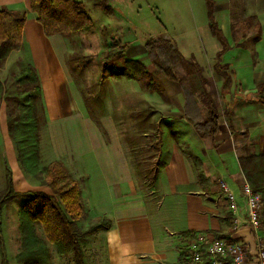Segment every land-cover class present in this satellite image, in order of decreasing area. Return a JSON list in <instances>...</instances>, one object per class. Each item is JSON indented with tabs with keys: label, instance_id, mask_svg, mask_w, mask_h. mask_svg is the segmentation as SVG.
<instances>
[{
	"label": "crops",
	"instance_id": "0c3cea01",
	"mask_svg": "<svg viewBox=\"0 0 264 264\" xmlns=\"http://www.w3.org/2000/svg\"><path fill=\"white\" fill-rule=\"evenodd\" d=\"M75 1L86 6L90 0ZM105 1L112 12H102L112 17L109 22L116 19L117 26L110 39L128 44L124 52H128V58L124 60H138V54L144 52L146 39L133 44L130 30L124 27L125 20L115 16L111 6L122 0ZM95 3L91 4L92 9H98L93 7ZM219 3L221 20L216 17V6L214 16L230 44L221 63L227 64L232 74L230 93L224 99L230 104L231 126L223 117L216 136L199 138L184 117L185 100L179 87L161 76L159 85L163 94L152 95V100L157 103L172 101L173 105L172 108L167 106L161 114L163 122L159 129L155 174L149 183L143 180L141 185L133 175L113 117L103 115L95 121L85 110L77 88L73 87L75 84L66 67L65 37L44 34L29 9V0H0V8L25 12L22 41L17 47H23L38 76L46 142L51 153L55 160L66 161L62 165L78 181L86 215L90 218L104 216L109 220L107 226L79 240L84 264H190L186 240L195 232H208L220 239L233 233L249 250L241 264H257L254 257L256 236L264 242V225L261 220L260 228L254 232L245 223L240 191L245 180L238 159L250 154H264V105L259 102L260 97L264 98V91L258 93L256 90L264 80V67L257 61L243 60L251 50L255 60L264 63V0H245L244 6L241 5L243 9L239 13L244 11L242 17L254 16L261 28L259 39L244 46L237 44L240 40L234 38L238 36L236 32L234 36L231 34L230 25L239 21L238 17H232L231 0H220ZM205 19L208 28L206 8ZM109 22L103 26H109ZM200 32L198 37L196 32L184 28V33L174 32L169 37L185 57L194 56L202 67L200 56L211 51L215 55L220 46L218 43L217 48L210 51L215 41L209 28L207 31L203 25ZM215 81L219 89L221 81L219 78ZM207 89L216 101L208 79ZM145 100L149 99L146 97ZM3 108H0V131L4 136V155L11 168L12 185L16 187L21 171L7 135ZM140 134L145 136L146 132ZM197 170L202 179H198ZM219 180L227 184L235 198L239 220L235 232H232L233 215L218 188ZM41 191L50 192L45 186ZM57 256L59 264L63 259L68 260L67 256Z\"/></svg>",
	"mask_w": 264,
	"mask_h": 264
},
{
	"label": "trees",
	"instance_id": "16d2710c",
	"mask_svg": "<svg viewBox=\"0 0 264 264\" xmlns=\"http://www.w3.org/2000/svg\"><path fill=\"white\" fill-rule=\"evenodd\" d=\"M207 24L211 35L218 41L220 49L215 54L213 71L220 79V96L223 99L222 111L207 89V79L202 67L194 56L185 57L178 49L175 41L169 36L150 37L144 41L143 48L149 64L167 80L179 87L184 100V117L201 139L216 136L220 129L221 117L228 126L231 123L230 104L225 96L230 93L232 74L227 64L221 63V58L230 49L228 40L224 37L214 16L213 0H204ZM93 7L111 14L112 8L102 2ZM29 9L35 14L46 36L60 35L67 37L72 34H85L93 29L84 4L75 0H29ZM25 12L0 8V63L22 41L25 23ZM231 34L239 46L258 40L261 28L254 16H245L230 25ZM114 47L105 56V61L124 54L128 44L118 43L111 39ZM111 43V45H112ZM108 73L116 79L125 78L138 81L145 74V66L141 61L127 59L120 66L110 67ZM22 86L19 96L13 97L17 107V115L7 120V135L13 141L16 159L25 174L40 178L41 185L47 187L49 194L36 191L16 192L13 189L11 171L5 168V186L0 191V264H8L5 244L1 232V213L3 207L10 201L18 199L19 229L21 234L20 251L16 257L18 264H50L47 243L56 248L60 256L71 255L74 264H84L79 240L94 231L108 225L104 216L94 218L87 229L82 231L78 222L83 219V203L78 181L73 179L67 169L58 161H52L38 170L39 144L38 129L42 114L41 88L35 69L27 64L14 78ZM258 93L264 91V80L256 86ZM4 88L0 82V102L3 101ZM259 102L264 105V98ZM42 111V110H41ZM204 114H203V113ZM222 115V116H221ZM157 145L159 138H156ZM198 167V161L194 162ZM239 169L245 182L254 192L261 195L262 221L264 225V154H250L238 159ZM147 169L148 164H142ZM157 165L144 181L149 183L155 174ZM198 179L202 174L197 170ZM41 226L43 238L35 233V225Z\"/></svg>",
	"mask_w": 264,
	"mask_h": 264
},
{
	"label": "rangeland",
	"instance_id": "374dc122",
	"mask_svg": "<svg viewBox=\"0 0 264 264\" xmlns=\"http://www.w3.org/2000/svg\"><path fill=\"white\" fill-rule=\"evenodd\" d=\"M219 1L214 0L216 17L218 16L220 21ZM93 2L105 3L106 1L90 0L86 6L84 5L92 21L93 29L89 33L72 34L65 37L68 48L67 72L73 84H75L73 87L77 88L82 104L91 118L98 121L103 115L110 114L113 117L123 150L131 163L133 175L137 182L142 185L144 178L150 175L157 157L158 145L156 138L159 137V129L163 122L161 114L167 109V106L172 108L173 102L162 103L160 101L157 103L152 100V95L162 96L163 94L159 85L161 75L149 64L144 52L137 56L138 60L145 66V74L140 80H125V78L118 80L109 75L108 69L122 65L123 60L128 58V52L120 57H115L111 61H105L107 53L116 47L110 39V36H113L116 32L117 26L114 23L116 19L109 22L112 17L106 16L100 9H92L91 4ZM231 4L232 17L235 19L238 17V20L242 19L244 11L239 13V10L243 9L242 6H244L245 0H231ZM111 6L115 11V16L125 20L124 27L130 30V41L133 44H138L150 37L172 36L174 32L182 34L184 28L190 29L193 33L196 32L198 37L201 36L200 31L203 25L208 31L204 0H122L121 3L112 4ZM247 8L249 7L247 6ZM107 22H109V26H103V23ZM213 39L215 46L214 48L210 47V51L215 50L218 46V41L214 37ZM255 58L254 52L250 50L243 60L257 61L260 67H264L262 60H255ZM214 61L215 55L212 51L200 56L203 73L210 82L211 91L221 112L222 108L220 106L223 99L220 96L217 84H215L218 77L212 68ZM27 64H29V59L23 47H15L0 63V82L4 88V99L0 102V108L1 106L4 107L6 123L7 120L16 116L20 110V107L16 106L13 97L19 96L23 88L14 81V78ZM146 97L149 100H145ZM41 103L42 108H44L42 98ZM38 110L43 113L38 129L39 162L37 169L41 170L52 161H58L61 164L66 161L63 159L55 160V156L51 153L50 145L46 142L44 109L40 108ZM223 119L221 117V122L224 121ZM140 132H146V135L143 136ZM2 134L0 131V191L5 186V168L8 167L11 171L4 155L6 145L3 143L4 136ZM11 145L16 158L15 145L12 140ZM140 162L147 163V169ZM17 164L21 172L19 180L16 181V187L13 186L14 191H36L44 188L41 185L40 178L25 174L18 162ZM74 175L76 174L74 173ZM73 179H75L74 176ZM19 205L20 200H12L3 207L1 213V232L8 264H18L16 257L21 246ZM83 211L85 216L78 222V226L82 231L87 229L94 219L86 215L84 208ZM35 233L38 237L43 238L39 224L35 225ZM47 250L50 256V264H59L57 258L59 254H57L56 248L47 243ZM67 257L68 260L63 259L62 264H72L71 255Z\"/></svg>",
	"mask_w": 264,
	"mask_h": 264
},
{
	"label": "built area",
	"instance_id": "2783aa9c",
	"mask_svg": "<svg viewBox=\"0 0 264 264\" xmlns=\"http://www.w3.org/2000/svg\"><path fill=\"white\" fill-rule=\"evenodd\" d=\"M218 188L233 215L232 232H235L239 220L236 217L238 210L234 195L222 180L218 181ZM240 191L246 217L245 223L257 232L262 220L261 195L254 192L246 182L243 183ZM256 240L254 257L257 264H264V242L258 236ZM186 250L190 264H241L249 254L247 247L238 242L233 233L227 238L220 239L208 232H195L187 238Z\"/></svg>",
	"mask_w": 264,
	"mask_h": 264
}]
</instances>
